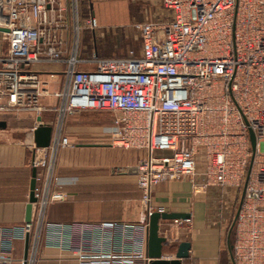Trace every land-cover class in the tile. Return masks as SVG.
<instances>
[{
  "label": "built area",
  "instance_id": "2783aa9c",
  "mask_svg": "<svg viewBox=\"0 0 264 264\" xmlns=\"http://www.w3.org/2000/svg\"><path fill=\"white\" fill-rule=\"evenodd\" d=\"M57 1L0 0V30H7L0 31L7 44L0 55V115L40 117L39 96L47 90L34 68L65 65L50 145L32 149L36 203L31 221L16 231L29 237L20 264H37L43 242L60 250L58 260L67 264H148L152 190L183 180L196 193L219 190L221 199L223 190H241L231 264H264V0H158L153 18L133 25L139 52L109 58L77 53L80 32L97 28L93 16L80 22L77 0L73 47L64 50L57 30L64 10L54 7ZM86 111L113 117L112 148L144 154L135 167L146 218L73 226L80 236L99 233V245L71 237L72 226L44 224L47 206L67 197L51 189L54 157L72 147L62 122ZM54 229L61 233H47ZM11 253L10 239L3 240L0 264H12Z\"/></svg>",
  "mask_w": 264,
  "mask_h": 264
},
{
  "label": "crops",
  "instance_id": "0c3cea01",
  "mask_svg": "<svg viewBox=\"0 0 264 264\" xmlns=\"http://www.w3.org/2000/svg\"><path fill=\"white\" fill-rule=\"evenodd\" d=\"M138 2L139 0H77L80 22L85 21L89 16H93L97 21V28L94 31L82 30L80 32L77 53L83 58L92 54L99 58L118 57L120 54H124L122 56L125 57L129 50L138 53L140 42L133 27L141 18ZM57 6L64 10L60 13L62 27L57 30L64 40V50L69 52L73 47L74 36L73 0H58L54 7L57 8ZM56 13L55 10L52 16H55ZM5 45L7 49V44L5 43ZM64 69L65 65L61 63L42 64L34 68L39 73L40 81L47 90V94L39 96V104L42 108L40 117L43 123L52 126V128L56 123V114L52 109L58 104V94L64 81ZM89 112L91 111L67 115L68 118H66L63 126L64 135L70 136L71 130L74 129H77L82 135L95 133L98 126L86 127L85 125L89 117L86 113ZM26 116L28 117H26L27 122L16 123L11 126L6 124L4 129H0V247L3 245V240L10 239L12 264H20L23 260L25 239L19 235L16 236V231L25 223L24 215L28 202L31 163L34 158L32 151L34 145L33 130L38 117L34 112L26 113ZM101 128L106 134H110L112 131V125L109 123L104 124ZM19 132L24 133L25 137L22 138L26 139L21 146L15 144L18 142V137H15L14 134ZM108 141H106L105 147L112 148ZM75 147L80 149L84 155H93L100 145L75 144ZM60 155L59 159L61 160L63 155ZM143 155V152H130L128 157L126 156L127 163L123 165L124 167H117V169L136 166L137 159L142 158ZM111 160L114 161V157ZM106 161L107 163L110 162L108 157ZM58 165L59 172L58 174L54 173L51 189L66 194L68 187L77 184L68 181L66 172L62 173L60 164L58 163ZM114 168L112 167L111 170ZM111 174H113L112 171ZM118 175L119 182L127 184L135 181L137 187L136 175L121 172ZM220 193L216 189L207 190L205 193H196L186 180L163 182L153 188L149 203V207L153 211L162 209L163 212L167 213H187L190 215V223L180 220L177 222H175L176 220H161L159 222V235L166 239L162 258L172 260L179 244L189 242L191 245L189 257L183 260V264H227L226 261L228 260L231 264L228 249L231 224H226V221L233 206L234 196L230 190H223L221 200ZM74 194L76 193H70V196L74 197ZM147 212L148 204L145 208L143 207L139 215L125 216L123 214L116 217L115 214L106 210L105 216L102 217L91 216V214L84 216L72 201L68 202L65 199L50 203L47 206L44 213V224L72 226L70 235L78 240L80 232L77 227L73 226L101 221L140 224L146 218ZM57 232L61 233L58 229L57 231L54 229L53 232L47 231L49 235H55ZM84 236L86 235H81L80 240L89 239L90 243L96 245L102 241L99 233ZM45 244L43 242L40 249L39 264H67L58 260L61 255L60 250L50 246L46 247ZM224 244L227 245V256L223 254Z\"/></svg>",
  "mask_w": 264,
  "mask_h": 264
},
{
  "label": "rangeland",
  "instance_id": "374dc122",
  "mask_svg": "<svg viewBox=\"0 0 264 264\" xmlns=\"http://www.w3.org/2000/svg\"><path fill=\"white\" fill-rule=\"evenodd\" d=\"M141 11V18L138 22L143 20L152 19L155 11L159 8L158 0H139L137 3ZM136 33V32H135ZM2 41L0 40V43ZM5 43L0 44V55L5 53ZM120 54L118 57H123ZM89 117L85 122L86 127L98 126V130L93 134L82 135L77 129L71 130L68 140L72 147L60 149L54 157V173L58 174L59 165L61 172L67 174L68 181L76 183L72 187H68L66 200L72 201L76 205L78 211L84 216L97 215L98 217L105 216L106 210H109L111 214L121 216L127 215H139V212L146 207V203L143 201L142 194L138 187L134 183H121L119 182L120 171L117 167H124L127 163V157L130 152L121 149H112L106 146V141L109 139V134H106L101 130L104 124L109 123L112 125V116L107 113L89 112L86 113ZM26 113H3L0 115V121L6 122L7 125L22 124L28 121ZM93 117V118H92ZM68 118L66 115L62 122V128L65 125V120ZM30 120V119H29ZM69 123V122H68ZM88 129V128H87ZM15 137H18V146L26 141L24 133H15ZM25 137V136H24ZM75 144H97L100 145L97 151H94L93 155H84L80 149H76ZM26 150L25 145L23 146ZM60 154L63 155L60 160ZM127 156V157H126ZM49 158V155L47 156ZM109 158L110 162L107 163L106 158ZM114 157V161L111 158ZM30 158V155H29ZM140 159V158H139ZM137 159V162L138 160ZM136 162V164H137ZM57 163V164H56ZM112 167H115L111 170ZM135 167V166H134ZM121 169V168H120ZM111 171L113 174H111ZM43 172V170L41 171ZM76 193L71 197L70 193ZM240 191H234V200L231 212L228 215L226 224H232L235 214L237 212ZM222 200V199H221ZM146 215V214H145ZM234 231L230 233V242L232 244ZM223 254L227 256V245L224 244ZM230 264L229 260L226 261ZM39 264V262L37 263Z\"/></svg>",
  "mask_w": 264,
  "mask_h": 264
},
{
  "label": "water",
  "instance_id": "95a60500",
  "mask_svg": "<svg viewBox=\"0 0 264 264\" xmlns=\"http://www.w3.org/2000/svg\"><path fill=\"white\" fill-rule=\"evenodd\" d=\"M1 32H7V30H0ZM6 127V122L0 121V129H4ZM52 126L47 125L42 122L41 117L36 118V126L33 130V142L35 148L37 149H45L48 148L51 142L52 136ZM250 141L252 151L255 149V138L252 133H250ZM119 171L123 174H137L136 167H128L119 169ZM36 168L32 165L31 168V178L29 182V194H28V202L25 208L24 222L29 223L32 218V209L33 204L36 203V198L34 195V190L36 187ZM249 173V170H248ZM241 204V202H240ZM239 204V207H240ZM239 207L235 214L233 223L231 224L228 238V249L232 250V244L230 242V233L232 232L235 224V220L237 217V213L239 211ZM190 215L187 213H167V212H152L148 215V230H147V240H146V255L149 259L148 264H183V260H186L189 257L190 251V243L189 242H181L176 250L175 256L172 260L162 258V251L164 246H166V239L159 235V222L161 220H185L189 219ZM29 247V237L26 236L24 242V254L23 260L25 261L28 254Z\"/></svg>",
  "mask_w": 264,
  "mask_h": 264
}]
</instances>
